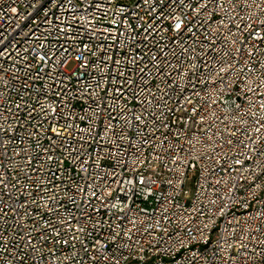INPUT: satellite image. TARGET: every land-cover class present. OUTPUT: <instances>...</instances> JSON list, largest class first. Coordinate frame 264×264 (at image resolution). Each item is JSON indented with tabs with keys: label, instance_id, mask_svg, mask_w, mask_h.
Returning <instances> with one entry per match:
<instances>
[{
	"label": "built area",
	"instance_id": "2783aa9c",
	"mask_svg": "<svg viewBox=\"0 0 264 264\" xmlns=\"http://www.w3.org/2000/svg\"><path fill=\"white\" fill-rule=\"evenodd\" d=\"M0 264H264V0H0Z\"/></svg>",
	"mask_w": 264,
	"mask_h": 264
},
{
	"label": "rangeland",
	"instance_id": "374dc122",
	"mask_svg": "<svg viewBox=\"0 0 264 264\" xmlns=\"http://www.w3.org/2000/svg\"><path fill=\"white\" fill-rule=\"evenodd\" d=\"M72 64H73V63H70V64L67 66V68H68V69L71 68ZM190 184H191V182H188V183H187V187L190 188Z\"/></svg>",
	"mask_w": 264,
	"mask_h": 264
},
{
	"label": "snow or ice",
	"instance_id": "6c2138e0",
	"mask_svg": "<svg viewBox=\"0 0 264 264\" xmlns=\"http://www.w3.org/2000/svg\"><path fill=\"white\" fill-rule=\"evenodd\" d=\"M179 26V25H178Z\"/></svg>",
	"mask_w": 264,
	"mask_h": 264
}]
</instances>
